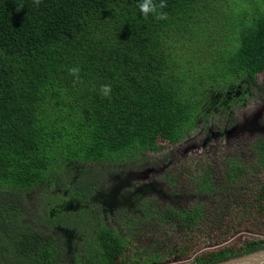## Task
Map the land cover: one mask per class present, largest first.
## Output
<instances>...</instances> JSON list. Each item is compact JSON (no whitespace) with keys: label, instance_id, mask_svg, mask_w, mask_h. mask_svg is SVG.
<instances>
[{"label":"trees","instance_id":"trees-1","mask_svg":"<svg viewBox=\"0 0 264 264\" xmlns=\"http://www.w3.org/2000/svg\"><path fill=\"white\" fill-rule=\"evenodd\" d=\"M142 2L0 0V264H62L54 226L83 244L68 264H164L225 243L252 218L264 228V182L216 218L210 208L155 210L145 201L139 214L157 217L159 230L142 235L155 237L131 242L86 228L100 217L95 201L108 174L132 169L158 143L177 144L204 109L230 112L241 86L264 73V0H163L164 19L145 17ZM211 19L216 37L204 33ZM204 39L212 49L202 62ZM250 148L264 171V136ZM232 161L226 176L239 178L244 168ZM200 168L209 192L211 166ZM262 247L264 238L244 241L190 264Z\"/></svg>","mask_w":264,"mask_h":264},{"label":"rangeland","instance_id":"rangeland-1","mask_svg":"<svg viewBox=\"0 0 264 264\" xmlns=\"http://www.w3.org/2000/svg\"><path fill=\"white\" fill-rule=\"evenodd\" d=\"M212 20L213 19H211V22ZM213 24L214 26L216 25V20H213ZM210 27V23H208L204 30V33L206 32L208 36L216 37L218 32L221 31L220 25L211 29ZM217 46L216 44L214 48H217ZM197 47L198 57L202 62H205L209 58V51L212 49L209 40H198ZM187 65L191 66L192 64ZM241 87L240 92L236 93L234 98H232L233 106L230 112L223 108L218 111L217 108L214 110L204 109L203 112L205 115L195 121V128L186 134L177 144L168 145L166 143H158V146L162 147L161 151L156 153L149 152L143 155L138 160L136 166L132 168V171L135 172L137 176L138 184H142L143 182L152 183L157 186L158 190L164 192L161 187L164 188V184L174 179V186L171 187L176 189L177 185H180L176 180L181 170L184 171V178L187 179V175L193 172H195L196 175L201 169L200 166L205 168L207 164L215 159L218 168L216 173L218 176H221L222 171L228 169L225 162L226 157H229L228 155L243 154L245 158L248 159L249 162H246L249 164L243 165L242 167L248 168V170H252V172L248 171L247 173L246 179L249 181H247V183L242 182L240 185L246 187V190H244L245 187L243 188V192H248L249 189H253L252 191L254 192V189L264 182V172L261 173L254 168L255 161L251 157L252 151L250 148L251 144L258 137L264 136V73L257 76L256 84L253 85V87H247L245 85ZM242 93H245V98ZM239 95L242 96V98L239 97ZM237 97L238 99H242L239 105L235 103ZM203 107L204 105H202V108ZM170 174H172V177L169 176ZM257 178H259V182L256 181ZM111 179H113V182L110 181ZM116 179L118 178L114 177L108 179V182L102 190H100L99 194L106 186L110 189L112 184H115ZM186 183L187 182H185V184ZM188 184L189 189H192L194 185L193 182ZM157 189L155 188V190ZM175 193L179 195V192L176 191ZM114 194L113 192V195ZM221 195L227 197L228 192L224 190ZM161 197V194H159L157 201L152 206L151 204L155 200L147 199L142 196V193H137V216H140L139 211L142 208V204H145V201L150 204L153 209L161 210L164 204V200L161 199ZM97 199L99 202V195ZM219 200V207H214L212 209V214L213 212H217L219 213L218 215H221L220 210L223 208L222 204L227 199L220 198ZM164 207L168 208L166 205ZM190 207H192V205L188 208ZM117 211H112V213H116ZM229 215L231 214L229 213ZM106 216H109L108 212ZM246 223L247 224H242L241 229L239 228L240 230L234 233L228 241L225 242L226 244L224 247L236 249L244 241L264 238V228L260 226L258 219L252 218ZM195 234L196 236L193 237V240L194 243L199 246L201 244V235H198L197 232ZM147 237L151 238L150 236ZM73 246L74 243L72 242V247ZM194 253L185 260L172 258L168 260L166 264H190L194 257ZM70 254L71 252H68L67 256L63 255L62 264L69 263Z\"/></svg>","mask_w":264,"mask_h":264},{"label":"flooded vegetation","instance_id":"flooded-vegetation-1","mask_svg":"<svg viewBox=\"0 0 264 264\" xmlns=\"http://www.w3.org/2000/svg\"><path fill=\"white\" fill-rule=\"evenodd\" d=\"M226 157L225 162L226 165H230L235 160V163L238 165H247L249 164L248 159L245 158L243 154H236V155H228ZM251 157L253 158L254 165H256V155L255 153H251ZM248 161V162H246ZM206 166H211L209 169L210 177L209 181L212 184L211 191L205 192L202 191L200 188L201 177L203 171L206 170L200 169L198 173L195 175V172L187 175V179L184 178V171L181 170L179 176L177 177L176 182H179L180 185H177L176 189H173L171 186H174V179L167 184H164V192H161L157 189V186L152 183L143 182L142 184H138L137 176L132 169H126L124 171H120V173L116 174H108V178H118L113 183L112 186H106L103 191L100 193L99 197L100 200L98 202L95 201V204L98 206L100 211V217L96 219H91L94 224H87L88 229H91V232L94 233L96 230L106 231L108 234L115 236L121 240L127 241H135L138 238V235L144 238L146 236L155 237L150 235L151 232L158 231L159 227L154 225L155 222H158L157 217H142L137 216L136 205H137V193H142V196L150 199L155 200L151 205L153 206L157 201L159 194H161V199H163V208L166 205L168 208H182L188 209L190 205L195 207L201 208H210L213 209L214 207L218 208L221 199H227L223 202V208H229L233 206L232 201L234 200L237 202L248 201L249 199V190L248 192H243V188L245 186L240 185V183L249 181L246 179L248 171L252 172V170H248L247 168L235 170L234 172L243 174L239 178H228L226 173H231L230 169H226L222 171V175L218 176L216 173L217 171V164L214 161L207 164ZM206 168V167H205ZM256 171L264 172L260 168ZM110 181L113 182V179ZM259 182V178L256 179ZM108 182V181H107ZM185 182H187L185 184ZM193 182V188L189 189L188 183ZM118 183V184H117ZM172 184V185H171ZM104 187V186H103ZM102 187V188H103ZM155 188L157 190H155ZM226 190L228 192L227 197L221 195V193ZM246 190V187L244 188ZM179 192V195L175 192ZM113 192L115 193L113 195ZM220 195V196H219ZM114 198V200H113ZM191 203V204H190ZM157 204V203H156ZM190 204V205H189ZM181 205V206H179ZM151 207V206H150ZM118 208V211H117ZM152 208V207H151ZM222 208V209H223ZM112 211H117L116 213H112ZM108 212L109 216H106ZM111 213V214H110ZM124 214V216H120V214ZM219 213H214V218ZM144 230L151 231L148 235H142ZM52 235L54 237L53 243L56 248H59L61 251V259L63 255L67 256L68 252H71L70 257H72V261L74 257L78 256L81 253L83 244L81 240L77 239L74 236V233L63 228L60 226H54L52 229ZM139 236V237H141ZM72 242L74 246L72 247ZM130 242V243H131ZM127 244L123 253L124 254H132L133 251L131 250V245ZM226 243L220 244L218 246H214L211 248H204L201 251L197 252L195 255L200 254L202 251H213L223 248ZM129 246V247H127ZM194 255V256H195ZM127 259V258H125ZM166 264V263H164ZM181 264V263H180Z\"/></svg>","mask_w":264,"mask_h":264},{"label":"clouds","instance_id":"clouds-1","mask_svg":"<svg viewBox=\"0 0 264 264\" xmlns=\"http://www.w3.org/2000/svg\"><path fill=\"white\" fill-rule=\"evenodd\" d=\"M34 3L38 6L40 3V0H34ZM165 5L163 3V0H161L160 5L157 7L156 5H154L152 3V0H143L142 3L139 4V9L140 12L146 17L148 16L149 13L155 14L157 15V17L159 19H164L165 18V14L162 12H158V8H163ZM71 73L76 76V78L78 79V72H79V68L78 67H73L71 70ZM111 92V86L110 85H103L102 86V95L107 97Z\"/></svg>","mask_w":264,"mask_h":264},{"label":"water","instance_id":"water-1","mask_svg":"<svg viewBox=\"0 0 264 264\" xmlns=\"http://www.w3.org/2000/svg\"><path fill=\"white\" fill-rule=\"evenodd\" d=\"M213 264H264V247L251 253L227 258Z\"/></svg>","mask_w":264,"mask_h":264}]
</instances>
